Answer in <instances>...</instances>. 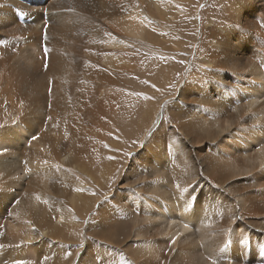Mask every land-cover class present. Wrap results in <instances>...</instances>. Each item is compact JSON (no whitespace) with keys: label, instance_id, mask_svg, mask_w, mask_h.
I'll return each mask as SVG.
<instances>
[{"label":"bare ground","instance_id":"bare-ground-1","mask_svg":"<svg viewBox=\"0 0 264 264\" xmlns=\"http://www.w3.org/2000/svg\"><path fill=\"white\" fill-rule=\"evenodd\" d=\"M45 1L0 0V264H264V0L180 68L195 0Z\"/></svg>","mask_w":264,"mask_h":264},{"label":"rangeland","instance_id":"rangeland-1","mask_svg":"<svg viewBox=\"0 0 264 264\" xmlns=\"http://www.w3.org/2000/svg\"><path fill=\"white\" fill-rule=\"evenodd\" d=\"M195 1L198 4L196 7L198 9V14L196 15V17L191 16V7H193V5L189 3V17H184L183 20L173 21L172 23L158 27L157 45L151 44V47L149 46V48L141 46V49H143V53L145 52V55H150L154 58H156L155 56H153L154 54L162 55L164 61H169L179 68L183 65L184 60L186 61V58L192 60L193 54H190L192 50L191 47L198 51L197 49H200L202 46V42L198 39L199 37H197L199 32V29L197 28L198 21L201 19L202 26H204V21H208L211 15H216L218 12H220L224 4L223 0ZM40 14L45 16L46 11L42 10ZM18 15L19 14L16 15L17 19ZM40 20L46 22L47 19L41 18ZM117 187H123V183L121 180L117 181ZM89 215L87 214L81 221L80 237L82 238L83 242L88 238L94 239L93 237H90V233L87 228ZM129 236V229L123 226L122 231L118 233L117 237L113 240L115 243L114 245L119 249H123V243L129 239ZM76 241L77 242L73 243H80V240L77 239Z\"/></svg>","mask_w":264,"mask_h":264},{"label":"snow or ice","instance_id":"snow-or-ice-1","mask_svg":"<svg viewBox=\"0 0 264 264\" xmlns=\"http://www.w3.org/2000/svg\"><path fill=\"white\" fill-rule=\"evenodd\" d=\"M34 139H35V137H33ZM21 264H22V262H21Z\"/></svg>","mask_w":264,"mask_h":264}]
</instances>
